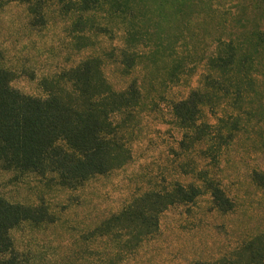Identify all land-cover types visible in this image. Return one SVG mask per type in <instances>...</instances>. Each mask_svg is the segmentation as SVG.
Returning a JSON list of instances; mask_svg holds the SVG:
<instances>
[{"label":"rangeland","instance_id":"obj_1","mask_svg":"<svg viewBox=\"0 0 264 264\" xmlns=\"http://www.w3.org/2000/svg\"><path fill=\"white\" fill-rule=\"evenodd\" d=\"M128 3L125 15L114 14L105 4L84 14L54 6L46 12L45 26L39 28L29 26L24 6L0 7V68L13 72V89L44 99L43 81L55 80L95 58L113 90L123 91L136 81L143 97L132 124L131 160L119 170L67 190L49 177L19 176L0 168L1 197L10 203L44 205L55 218L53 224L25 223L10 232L20 261L264 264V191L253 180L255 172H264V49L254 52L257 35L264 38V0ZM229 44L240 45L238 55L250 57L253 71L244 88L246 98L235 104L231 97L220 95L218 103L225 115L240 110L242 127L213 163L202 155L203 145L194 152L181 149V132L171 106L205 87L215 76L210 60ZM133 47L140 57L126 74L121 53ZM215 118L206 107L201 121L215 123ZM202 171L219 180L232 202L231 211L219 212L203 192L193 204L168 207L158 216V230L138 245L128 244L125 232L95 231L136 198L167 192L175 185L197 184ZM251 251L257 253L253 260Z\"/></svg>","mask_w":264,"mask_h":264},{"label":"trees","instance_id":"obj_2","mask_svg":"<svg viewBox=\"0 0 264 264\" xmlns=\"http://www.w3.org/2000/svg\"><path fill=\"white\" fill-rule=\"evenodd\" d=\"M9 3L26 8L29 26L33 28L45 26L46 12L54 6L61 11L84 14L105 4L114 14L125 15L124 9L130 4L128 0H0V7ZM238 48L227 45L210 60L215 76L209 78L205 87L191 91L171 106V116L181 132V149L194 152L203 145L202 155L213 163L218 162L242 127L240 110L225 115V109L218 103L221 96L231 97L236 104L248 95L244 88L248 85L246 82L251 81L249 73L253 71V62L242 52V56L238 55ZM131 49L121 53V65L126 74L136 67L140 57L137 48ZM259 49H264L262 34L257 35L254 43V52ZM217 73L221 77L217 78ZM13 80V72L0 68L1 170L19 176L49 177L60 188L77 190L97 176L121 169L131 160L132 124L143 104L136 81L123 91L113 90L101 75L95 58L82 61L55 80L43 81L44 99L13 89ZM224 83L227 87L222 85ZM231 88H235V92ZM206 107L216 117L215 123L201 121ZM253 180L264 191V172H255ZM197 181V184L175 185L170 191L150 192L136 198L95 231L101 235L125 232L127 243L138 245L158 230V216L168 207L193 204L203 192L210 195L219 212L232 210V202L219 180L202 171ZM54 221L44 205L10 203L0 196V264H22L10 237L12 230L25 223L38 227ZM248 248L250 251L252 247ZM251 254V260L255 259L257 253L251 251Z\"/></svg>","mask_w":264,"mask_h":264}]
</instances>
